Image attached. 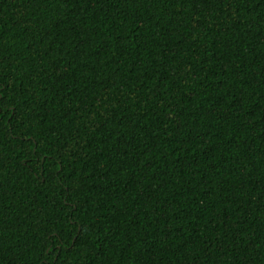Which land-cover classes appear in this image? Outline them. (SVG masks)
Instances as JSON below:
<instances>
[{
	"label": "trees",
	"instance_id": "16d2710c",
	"mask_svg": "<svg viewBox=\"0 0 264 264\" xmlns=\"http://www.w3.org/2000/svg\"><path fill=\"white\" fill-rule=\"evenodd\" d=\"M0 264H264V0H0Z\"/></svg>",
	"mask_w": 264,
	"mask_h": 264
}]
</instances>
